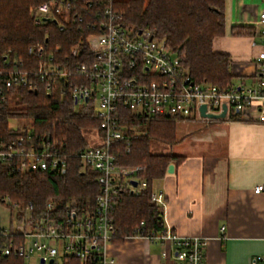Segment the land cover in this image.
I'll list each match as a JSON object with an SVG mask.
<instances>
[{
    "label": "built area",
    "instance_id": "built-area-1",
    "mask_svg": "<svg viewBox=\"0 0 264 264\" xmlns=\"http://www.w3.org/2000/svg\"><path fill=\"white\" fill-rule=\"evenodd\" d=\"M116 3L117 0H45L31 12L34 23L41 26L53 22L59 30L75 26L79 41L63 55L59 48L50 51L41 45L29 48V55L39 59L35 67L29 68L22 61L12 62L9 57H4V68L0 64L2 102L7 100V91L14 88L36 91L42 82L48 94L60 92L64 96L68 92L76 109L92 107L100 122L95 130L98 144L89 143L76 154L85 167L97 174L100 191L92 212L77 214L68 208L59 222L49 214L32 221L31 208L22 209L8 197L0 199V207L10 212V225L23 232V243L17 253L25 261L64 264L65 259L76 258L84 264H115L109 248L116 238L113 218L116 198L125 189L138 196L148 186L140 177L146 167L118 164L117 143L128 141L129 132L138 134L137 128L123 123V111L128 110L134 116L176 117L184 122L209 124L215 120L202 117L201 106H206V114L213 115L222 114L226 106V117L219 121L264 124V9L254 25V39L262 48L255 58V83L219 88L195 82L175 49L151 31L125 24ZM58 57L62 58L61 63L57 62ZM72 79L68 90L60 88L61 83ZM9 128L19 138L0 140V162L11 172L66 174L68 159L57 141L49 136L35 139L32 125L17 129L9 125ZM263 192L264 185L254 189L255 194ZM152 200L165 210L163 191L154 190ZM52 208L50 204L48 210ZM23 213L26 217L18 220ZM0 234L8 237L10 231L0 227ZM135 237L171 242L172 255L178 264H205L203 238H181L166 227L158 234ZM2 253L10 255L11 248H3ZM251 264H264V253L256 255Z\"/></svg>",
    "mask_w": 264,
    "mask_h": 264
},
{
    "label": "trees",
    "instance_id": "trees-1",
    "mask_svg": "<svg viewBox=\"0 0 264 264\" xmlns=\"http://www.w3.org/2000/svg\"><path fill=\"white\" fill-rule=\"evenodd\" d=\"M44 1L0 0V64L3 68L4 57L12 62L22 61L29 68L37 66L39 59L28 52L31 47L46 46L49 51L59 48L63 55L79 41L80 34L75 26L59 30L53 22L41 26L34 23L31 12ZM116 4L125 24L137 30H149L166 40L182 58L195 82L219 88L234 84L231 56L214 50L215 41L227 34L225 0H117ZM235 30L233 28V32ZM62 61L59 58L57 62ZM73 80L61 83L60 88L68 90ZM6 95L5 102L0 100V140H17L19 135L9 128L10 121L28 119L32 122L35 139L49 136L59 143L68 159V170L64 176L51 171L15 173L0 162V199L8 197L22 209L31 208L32 221L49 214L59 222L68 208L77 214L92 212L100 191L97 174L85 167L76 154L89 145L84 131L100 127L93 108L76 109L68 92L64 96L60 92L48 94L42 82L38 83L36 91L14 88ZM11 101L15 102L13 106ZM122 114L123 123L137 128L138 134L129 132L128 141L117 143L118 164L146 167L140 177L148 186L138 196L127 189L119 192L113 213L114 244L138 235L158 234L165 229L164 210L152 200L154 183L167 175L170 165L178 167L185 161L183 156L154 154L151 150L153 142L176 145L177 126L183 120L134 116L128 110ZM128 143L130 152H127ZM50 204L53 208L48 210ZM25 217V213L20 214L18 220ZM8 230V237L0 234V264H25L17 253L18 246L23 243V232L12 224ZM7 246L11 253L5 256L2 250ZM64 264L84 263L67 258Z\"/></svg>",
    "mask_w": 264,
    "mask_h": 264
},
{
    "label": "crops",
    "instance_id": "crops-1",
    "mask_svg": "<svg viewBox=\"0 0 264 264\" xmlns=\"http://www.w3.org/2000/svg\"><path fill=\"white\" fill-rule=\"evenodd\" d=\"M262 9L263 0H225L227 34L214 50L231 56L239 84L256 81L262 48L253 35ZM204 128L189 137L191 149L174 154L185 161L154 183L165 194V226L181 238H203L205 264H251L264 253V192L254 193L264 185V124L226 120ZM172 251L171 242L133 237L111 245L109 255L115 264H178Z\"/></svg>",
    "mask_w": 264,
    "mask_h": 264
},
{
    "label": "rangeland",
    "instance_id": "rangeland-1",
    "mask_svg": "<svg viewBox=\"0 0 264 264\" xmlns=\"http://www.w3.org/2000/svg\"><path fill=\"white\" fill-rule=\"evenodd\" d=\"M234 83L237 85L239 84V80L236 78L234 79ZM15 102L11 101V105L13 106ZM219 121H213L210 122V125H214ZM206 122H200V121H186L185 123H182L178 126V135L179 138L182 139L180 142H178L176 145L169 146L165 145L159 142H153L151 144V150L154 154H168V153H178L181 152L184 149H191L194 145L193 143H190L188 140L189 137L192 134H199L206 130L204 128V124ZM10 126L12 128L17 129L18 127H28L30 128L32 125V122L28 119L21 118V119H15L10 121ZM84 136L88 140V142L93 145L99 142L97 139V134L95 130H87L84 131ZM10 212L8 210H4L0 207V227L2 228H9L10 227ZM25 264H39L37 260H26Z\"/></svg>",
    "mask_w": 264,
    "mask_h": 264
},
{
    "label": "water",
    "instance_id": "water-1",
    "mask_svg": "<svg viewBox=\"0 0 264 264\" xmlns=\"http://www.w3.org/2000/svg\"><path fill=\"white\" fill-rule=\"evenodd\" d=\"M201 115L202 117L204 118H209V119H212V120H215V121H219V120H222V119H225L226 117V106H224V112L220 115H213V114H206V111H207V108L206 106H201ZM174 165H170L169 166V169H168V173H173L174 172ZM134 185H136L135 182H133ZM50 264H53V261L50 262Z\"/></svg>",
    "mask_w": 264,
    "mask_h": 264
}]
</instances>
